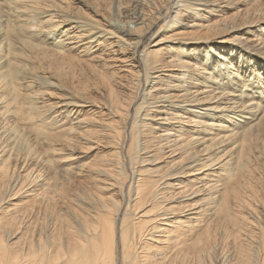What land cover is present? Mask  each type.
Segmentation results:
<instances>
[{
    "label": "bare ground",
    "instance_id": "obj_1",
    "mask_svg": "<svg viewBox=\"0 0 264 264\" xmlns=\"http://www.w3.org/2000/svg\"><path fill=\"white\" fill-rule=\"evenodd\" d=\"M0 264H264V0H0Z\"/></svg>",
    "mask_w": 264,
    "mask_h": 264
},
{
    "label": "rangeland",
    "instance_id": "obj_2",
    "mask_svg": "<svg viewBox=\"0 0 264 264\" xmlns=\"http://www.w3.org/2000/svg\"><path fill=\"white\" fill-rule=\"evenodd\" d=\"M79 7H80V5H79ZM156 31H158V26L156 28H154V30L152 31V33L149 36L146 37L147 39L146 38L144 39L143 45L141 46L140 50H142L143 47L147 46L148 43H150L152 41L151 39H153L155 37V36H153V34H155Z\"/></svg>",
    "mask_w": 264,
    "mask_h": 264
}]
</instances>
